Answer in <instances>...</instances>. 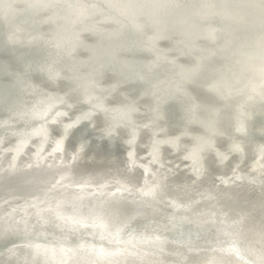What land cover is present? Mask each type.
<instances>
[{
    "label": "bare ground",
    "instance_id": "bare-ground-1",
    "mask_svg": "<svg viewBox=\"0 0 264 264\" xmlns=\"http://www.w3.org/2000/svg\"><path fill=\"white\" fill-rule=\"evenodd\" d=\"M0 264H264V0H0Z\"/></svg>",
    "mask_w": 264,
    "mask_h": 264
},
{
    "label": "water",
    "instance_id": "water-1",
    "mask_svg": "<svg viewBox=\"0 0 264 264\" xmlns=\"http://www.w3.org/2000/svg\"><path fill=\"white\" fill-rule=\"evenodd\" d=\"M89 162H91V164H93V165H95L97 163V161L93 160V159ZM50 228H54L53 225H49V226L45 225V227L42 229V233L44 235L49 236V237H51V236L54 237L55 235H57V233L55 231L50 230Z\"/></svg>",
    "mask_w": 264,
    "mask_h": 264
}]
</instances>
